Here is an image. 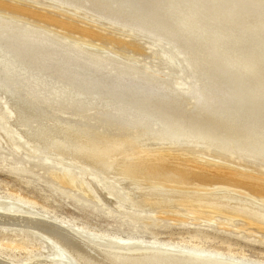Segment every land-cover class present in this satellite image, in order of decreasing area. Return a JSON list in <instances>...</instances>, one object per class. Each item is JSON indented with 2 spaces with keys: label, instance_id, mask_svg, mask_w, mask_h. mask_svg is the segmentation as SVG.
I'll return each instance as SVG.
<instances>
[{
  "label": "bare ground",
  "instance_id": "obj_1",
  "mask_svg": "<svg viewBox=\"0 0 264 264\" xmlns=\"http://www.w3.org/2000/svg\"><path fill=\"white\" fill-rule=\"evenodd\" d=\"M85 1L86 10L96 13L92 26L78 21L80 7L70 8L67 0H0V147L20 155L19 138L30 153L81 170V177L71 169L52 175L112 208L120 204L153 210L175 222L208 223L220 216L224 226L240 221L239 229L263 231L264 171L224 165L186 153L184 147H214L264 163V0L263 7L259 0ZM69 9L73 14L65 12ZM100 20L109 27L98 25ZM200 28L202 42L194 37ZM117 30H128L129 39L138 32L142 39H152L153 46L170 44V59L180 64L174 82L179 84L187 74L197 110L203 113L216 104L217 122L206 125L192 117L172 121L166 102L154 110L116 102L96 111L95 95L113 82L106 75L81 78L75 68L86 67L95 75L109 65L84 54L87 47L106 48L90 36L140 49L117 36ZM211 43L217 56L207 52ZM145 44L143 48L152 46ZM114 77L126 83L137 79L151 88L155 81L144 72L126 69L117 70ZM111 91L115 94L114 84ZM85 100L90 102L87 106ZM163 147H179L182 152ZM92 173H101L111 190ZM119 185L126 191L124 199L113 194ZM2 227L32 232L44 239L36 246L47 243L54 253L24 260L0 253V264H253L224 253L106 237L13 200L0 199Z\"/></svg>",
  "mask_w": 264,
  "mask_h": 264
},
{
  "label": "rangeland",
  "instance_id": "obj_2",
  "mask_svg": "<svg viewBox=\"0 0 264 264\" xmlns=\"http://www.w3.org/2000/svg\"><path fill=\"white\" fill-rule=\"evenodd\" d=\"M40 1L43 3L51 2V0ZM67 2L71 5L70 8L80 7L81 15L78 16L81 17L78 21L81 24H93L92 20L96 19V13H89L86 10L87 1L67 0ZM65 12L69 15L73 14L74 11L69 9L70 13L68 10ZM83 16L89 18L88 20L92 23L84 20ZM100 21H102V24L97 23L98 25L109 27L106 20ZM113 27L120 28L114 25ZM114 28H108V33H112ZM128 32V30H123L121 33V31L117 30L115 34L117 36L123 35L122 37H125L126 41H132L131 43L137 45L140 49L131 47L126 43L110 44L99 40L98 37H88L93 43L106 45V48L85 46L87 47L86 50L89 51L87 53L84 52V54L94 59L103 60L109 65L101 72H95L97 76L86 69V67H77L75 71L81 74V78H95L106 75L108 80H111L116 86L115 94H113V91L110 92V87L113 84L110 86V83L107 82V86L100 90L98 95H95L97 97L94 101L95 110L102 112L104 109L114 107L116 102H121L122 104L130 102L128 103L130 106L141 105L147 109L154 110L161 109V107H164L163 102H166L168 104V112L172 116L170 120L172 121L177 119L185 121V119L192 117L193 119L203 120L206 125L215 124L217 122L216 111L218 107L215 104L203 113L197 110L195 106L196 96L194 93L189 92L192 80L187 78V74L180 78L179 84L174 82L175 74L180 69L178 66L180 64L177 61L173 63L170 59L172 46H169L170 44L168 45L166 42H161V46H153L152 39H142L138 32L129 39L126 36ZM56 33L62 35L60 32ZM74 37L79 38V35H74ZM73 39L71 37L69 40L71 42L69 43L72 44ZM146 42L152 45L150 49L143 48L146 46ZM179 59L188 70L191 68L181 56H179ZM120 61H124L125 64L119 63ZM112 68L113 72H109ZM121 69L122 71L126 69L148 74L155 79L153 88L149 87L146 82H140L137 79L132 80L130 83L117 81L114 75L115 73L117 74V70ZM160 86L161 89L159 91L150 92ZM197 94L199 95V92H196ZM87 102L86 100L84 101L85 106L90 103ZM17 142L22 148V154L20 155H12L0 147V199L24 202L38 211L67 224L94 231L106 237L137 239L138 241H146L145 243L149 244L159 243L161 245L184 247L202 252L224 253L228 257L240 259L244 262L264 264V230L239 229L243 224L240 221L230 222L231 225L227 227L221 224L225 219L220 216V218L218 217L219 219H216L217 222L207 223L206 221L197 222L194 220L175 222L161 218L153 210L145 211V209L137 210L128 207H122V209L120 204H117V208H112L108 204H100L94 199L86 197L80 191H75L62 184L53 176L54 173H62L66 169H71L73 173L81 177V170L66 163H57L51 157L30 153L28 147L19 138ZM184 148L186 153L201 154L206 158L217 162L220 161L219 163L224 165L243 166L257 172L264 171V163L252 162L245 157L241 158L239 155L228 151L224 152L214 147L211 150H207L202 146L196 147L188 144ZM180 149L182 148L163 147L162 150H172L173 153H178L182 152ZM92 175L97 177L106 189L111 190V185L105 181L101 173L98 175L92 173ZM113 194L120 195L119 197L124 199L126 191L119 185ZM42 241H44L43 238L32 232L0 228V253L5 257L24 260L41 254L52 256L54 250L47 243L44 247L36 246L38 243L42 244ZM16 245H21L22 247L16 248Z\"/></svg>",
  "mask_w": 264,
  "mask_h": 264
},
{
  "label": "water",
  "instance_id": "obj_3",
  "mask_svg": "<svg viewBox=\"0 0 264 264\" xmlns=\"http://www.w3.org/2000/svg\"><path fill=\"white\" fill-rule=\"evenodd\" d=\"M178 1V0H177ZM261 1H263V0H259L258 2H260L262 5H258L259 7H263V2H261ZM165 2H168V0H165ZM180 2L183 4V0H180ZM185 4V3H184ZM179 6H180V4H179ZM201 8H199V10H200ZM165 10V9H164ZM168 12H170V11H168ZM166 14H168V13H166ZM229 14H232V15H234L235 14V12L233 13H229ZM217 15V14H216ZM236 16V15H235ZM215 17H217V16H215ZM231 17V16H230ZM217 18H219V17H217ZM231 23H236L235 21L234 22H231ZM183 26H184V23H182V30H185V32H188V28H183ZM201 30H197V36H194L196 39H197V41L198 42H202V40L200 39L202 36H203V30H202V28H200ZM220 34V33H219ZM204 43V42H203ZM213 46H215L214 44H210V46H209V51H207V52H209L210 53V55H215V56H217L216 55V49H213V51L212 50H210V48H213ZM207 55H209V54H207Z\"/></svg>",
  "mask_w": 264,
  "mask_h": 264
}]
</instances>
